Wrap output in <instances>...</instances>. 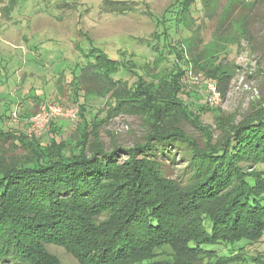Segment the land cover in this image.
Returning a JSON list of instances; mask_svg holds the SVG:
<instances>
[{
	"label": "rangeland",
	"instance_id": "rangeland-1",
	"mask_svg": "<svg viewBox=\"0 0 264 264\" xmlns=\"http://www.w3.org/2000/svg\"><path fill=\"white\" fill-rule=\"evenodd\" d=\"M178 67L182 88L171 96L209 128L212 144L228 136L215 116L232 130L262 113L264 0H0V172L30 157L20 141L35 138L45 147L53 136L50 122L32 132L43 105L79 106L75 119L51 121L63 127L62 138L75 131L80 146L87 138H98L106 151L144 145L149 127L143 111L120 107L135 98L158 106L145 97H156L158 85H167ZM201 107L216 110L215 116ZM173 113L170 120L181 133L203 146L199 130ZM174 161L167 173L184 165L179 151ZM220 247L204 249L232 253ZM243 252L247 260L257 259L264 240ZM35 257L41 264H79L54 245Z\"/></svg>",
	"mask_w": 264,
	"mask_h": 264
},
{
	"label": "trees",
	"instance_id": "trees-1",
	"mask_svg": "<svg viewBox=\"0 0 264 264\" xmlns=\"http://www.w3.org/2000/svg\"><path fill=\"white\" fill-rule=\"evenodd\" d=\"M181 73L145 97L158 106L137 98L121 105L140 108L149 127L133 150L106 151L98 138L80 146L75 131L62 138L52 121L45 147L35 138L19 142L30 157L0 172V264H41L35 255L50 245L79 264H188V257L264 264V255L247 260L243 252L264 240V109L226 130L216 110L201 107L228 134L212 144L209 128L171 96L182 88ZM173 111L199 130L203 146L172 123ZM176 151L184 165L167 173ZM215 245L232 253L204 249Z\"/></svg>",
	"mask_w": 264,
	"mask_h": 264
},
{
	"label": "built area",
	"instance_id": "built-area-1",
	"mask_svg": "<svg viewBox=\"0 0 264 264\" xmlns=\"http://www.w3.org/2000/svg\"><path fill=\"white\" fill-rule=\"evenodd\" d=\"M210 86V85H208ZM212 93L216 92L215 89L211 90ZM41 112L38 114L34 120V126L32 132H34L35 128H43L47 123L55 118H64V119H75L78 115V108H62L58 106H45L41 107ZM38 133H40V130ZM36 131V132H37ZM36 132L35 135H36Z\"/></svg>",
	"mask_w": 264,
	"mask_h": 264
}]
</instances>
